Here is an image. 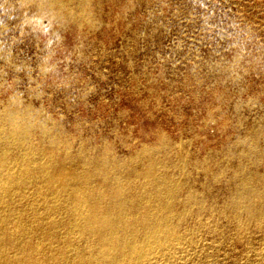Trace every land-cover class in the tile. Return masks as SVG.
<instances>
[{
	"label": "rangeland",
	"instance_id": "rangeland-1",
	"mask_svg": "<svg viewBox=\"0 0 264 264\" xmlns=\"http://www.w3.org/2000/svg\"><path fill=\"white\" fill-rule=\"evenodd\" d=\"M16 112L69 172L86 151L135 180L160 152L188 239L150 264H264L263 231L222 211L237 171L264 179V0H0V116Z\"/></svg>",
	"mask_w": 264,
	"mask_h": 264
},
{
	"label": "bare ground",
	"instance_id": "bare-ground-1",
	"mask_svg": "<svg viewBox=\"0 0 264 264\" xmlns=\"http://www.w3.org/2000/svg\"><path fill=\"white\" fill-rule=\"evenodd\" d=\"M0 123V264H150L171 259L188 239L175 209L181 187L162 172L158 150L139 155L144 170L135 180L130 163L86 151L78 155L83 166L69 172L75 156L61 139L47 142L44 126L18 112ZM33 129L37 139L29 142ZM234 179L223 213L231 211L242 232L264 233V179L242 171ZM204 208L197 201L195 214Z\"/></svg>",
	"mask_w": 264,
	"mask_h": 264
}]
</instances>
